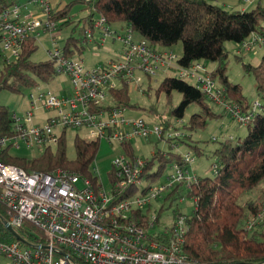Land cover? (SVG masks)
I'll list each match as a JSON object with an SVG mask.
<instances>
[{
	"label": "built area",
	"instance_id": "obj_1",
	"mask_svg": "<svg viewBox=\"0 0 264 264\" xmlns=\"http://www.w3.org/2000/svg\"><path fill=\"white\" fill-rule=\"evenodd\" d=\"M34 2L41 10L39 15L26 13L18 5L0 12V59L11 63L19 57L28 39L47 33L54 45L49 60L57 75L68 78L70 88L65 96H56L39 86L35 94L30 93V110L23 118L11 115V133L0 136V151L26 146L44 152L56 146L68 129L83 132L78 135L82 140H105L108 144H130L133 139L150 136L161 138L164 132L160 125L150 129L143 120H125L124 109L109 102V92L130 85L140 90V75L151 78L171 70L177 71L180 79L193 80L196 89L211 103L221 106L226 117L238 126H247L261 112L259 99L251 102L247 112L227 101L223 89L200 62L180 67L173 52L153 49L143 38L135 40L130 28L124 34L112 31L104 16H99L92 25V29L101 33L99 43L113 37L122 44L123 53L105 65L86 68L82 59L68 58L56 46L55 32L67 20L52 19L53 8L48 0ZM92 29L84 30L83 44L92 41ZM256 45L264 47V37L253 34L240 44L238 53H249ZM38 104L52 112L42 126L32 124ZM173 137L169 134L167 138ZM192 161L191 155L186 154L181 165H172V174L165 183L144 185L146 160L123 154L112 162L114 179L110 183V197L98 178L93 182L60 169L48 174L27 172L0 162V203L6 208V218H2L5 225L18 234V229L28 230L24 225L28 222L42 233L35 243L19 234L27 244L16 239L0 243V257L6 264H203L184 252V216L177 215L170 229L157 233L161 234V241L150 239L145 228L130 219L132 212L152 207L164 192L179 185L189 189L195 178L188 177L186 166ZM92 173L97 177L94 169ZM128 189H135L133 196L118 201ZM148 217L147 226L155 232L158 217ZM263 223L264 208L246 221L245 229L253 231Z\"/></svg>",
	"mask_w": 264,
	"mask_h": 264
},
{
	"label": "trees",
	"instance_id": "obj_2",
	"mask_svg": "<svg viewBox=\"0 0 264 264\" xmlns=\"http://www.w3.org/2000/svg\"><path fill=\"white\" fill-rule=\"evenodd\" d=\"M211 0H84V4L92 14L86 17L87 26L92 28L94 15L104 16L109 25L124 24L141 38L148 41L153 49H172L181 42L182 53L177 64L188 68L195 62H210L215 68L209 73L219 88L223 89L224 97L230 103L238 104L242 112L249 110L251 102L243 96L241 86L232 84L228 79L229 52L225 43L240 45L253 34L264 37V6L260 3L251 11H227L210 3ZM71 3L63 9H54L52 19L67 21L60 25L59 30L71 24L68 20ZM9 7L5 1H0V12ZM75 25L64 45L65 56L71 58L76 47L79 54L83 46L77 47L73 37ZM83 30V29H82ZM81 30V31H82ZM83 34V31H82ZM82 42V40H80ZM38 50L34 38L28 39L21 54L11 63H1L0 90L9 88L19 90L48 85L58 75L53 63L48 59L33 62L31 57ZM243 71L252 75L255 80L256 96L261 102V112L253 118L246 127L244 138L225 139L218 143L213 152L214 176L212 178L196 177L190 185L188 194L195 200V211L190 217H185V254L203 264H264V223L253 231L245 229L246 221L257 215L264 208V55L255 66L242 64ZM11 82V84H10ZM149 90V89H148ZM145 91V92H148ZM181 95L178 106L169 111V118L183 119L190 106H196L187 122L190 132L203 131L208 122L214 118L226 117L223 111L218 115L213 111L212 103L207 97L186 80L167 76L158 85L156 94H164L167 105H172L173 93ZM109 102L118 109H138L132 105L127 87L122 86L109 92ZM101 109H105L102 107ZM163 132L171 127L170 119L157 115ZM11 133V114L0 106V136ZM64 132L55 146V150L47 148L33 159L19 158L7 150L0 151V162L14 165L27 172L51 173L54 170L69 171L96 182L92 173L96 159L99 140L74 139L73 160L66 155ZM163 136L159 138L162 140ZM173 138L168 139L171 142ZM217 142V140H213ZM130 157H135L131 144L121 145ZM196 156H202L204 151L198 146H189ZM160 163L154 171L155 162ZM143 178L150 184L159 181L166 163L182 164L181 155H171L154 152L151 159H146ZM188 166H186L187 168ZM109 182H113V169L108 173ZM168 192L166 200L176 195L178 188ZM135 189H128L118 201L133 196ZM256 192L254 200H244L248 194ZM151 207L145 211H134L130 219L138 221L147 232L150 239L161 241V234L155 233L147 226ZM6 208L0 203V217L5 219ZM26 229H18V234L30 243L38 241L41 231L28 222ZM12 234L0 223V243L15 242Z\"/></svg>",
	"mask_w": 264,
	"mask_h": 264
},
{
	"label": "rangeland",
	"instance_id": "obj_3",
	"mask_svg": "<svg viewBox=\"0 0 264 264\" xmlns=\"http://www.w3.org/2000/svg\"><path fill=\"white\" fill-rule=\"evenodd\" d=\"M10 6L8 10H11L14 5H18L26 9V13H32L33 15L40 14L39 5L35 4V0H4ZM82 0H48L50 6L55 9H63L70 3L79 2ZM241 1V2H240ZM211 0L210 3L218 6L227 11H241L242 8L248 9V11L253 10L260 3L264 6V0ZM13 3V5H12ZM84 4H74L69 9L68 20L71 24L67 27H63L61 30L55 32V38L57 40L56 46L59 49H63L66 40L70 36L71 29L75 25L76 32L73 37L78 41L77 47L83 46V54L77 52L76 47L71 46V50L75 51L72 58L73 59H83L84 61L91 62L92 60H104L105 57H109L111 52L116 51L120 48V43H112L111 39L106 40L105 44L101 48H97L94 51V46L87 42H80L83 39L82 29L88 30L86 17L89 16L91 11L85 8ZM99 18L98 15H94V20ZM121 23L113 24V28L120 27ZM124 25V24H123ZM111 26V27H112ZM261 26L264 28V21H262ZM95 36L97 31H95ZM133 38L138 40L140 37L133 33ZM36 43L38 45V50L31 57L33 62H42L49 59V52L53 51L54 45L50 39V35L45 33L41 34L37 39ZM225 48L229 52L228 57V79L232 84H237L241 86L243 96L248 99L249 102H254L258 100L255 93V80L252 75L246 74L243 71L242 64H251L255 66L262 56L264 55V47L259 49L255 47V57L252 53L248 54H237V44L227 42L225 43ZM172 52L178 57H181L182 45L181 42L172 48ZM89 60V61H88ZM259 60V61H258ZM0 59V72L2 69ZM99 64V63H96ZM96 64L91 67L96 66ZM201 66L205 69L207 73L212 72L215 68V64L210 62H200ZM90 67V66H89ZM200 74H203L200 72ZM167 76L178 77V72L171 70L166 74L158 73L155 76L148 78L144 75H140L142 81L140 85V90L135 86H128V94L132 105H137L138 109H126L123 112V117L125 120H143L148 128L153 129L155 126H159V120L157 115H162L165 119H170L171 127L168 131L164 132L163 139L159 140L157 136H150L147 139L137 138L130 141L132 145L135 156L141 159H151L154 152H161L166 154L168 158L171 155H181L182 157L186 154H190L193 159L192 163L187 167L188 177L190 178H212L214 176L213 164L215 163V157L213 156L214 150L217 148L218 143L228 138L234 140L238 138H244L246 136V127L238 126L234 122L229 121L227 117L214 118L208 122L207 127L203 131L190 132L187 128V122L189 117L197 111L196 106H190L183 119L177 120L175 118H169V111L178 106L181 101V95L179 93H173L172 105H167L165 95L162 93L160 95L156 94V89L159 83ZM180 79V78H179ZM191 85L195 86L193 80H186ZM11 84V82H10ZM43 91H50L56 96H65L69 92V80L64 75H58L51 83L48 85H40ZM38 87L26 88L22 86L19 90L13 91L9 88L0 90V106L5 107L11 115H15L19 118L26 116V113L30 110L29 105V94L36 93ZM149 89V90H148ZM148 92H145L147 91ZM109 105V102L105 103ZM213 111L218 114H223V108L219 105L212 103ZM52 112L44 110V108L38 104L37 109L33 111L32 124L37 126H42L45 124V120L51 115ZM225 122V124H224ZM83 132L76 129H68L65 134L66 141V155L68 159L73 160L75 157L74 153V139L78 135H82ZM169 134L174 135L171 142L167 141ZM216 139L217 142L213 140ZM190 145L198 146L204 151L202 156H196L194 152L190 149ZM55 150V146L51 147ZM9 153L15 157L33 159L43 153L41 150L36 148H29L26 146H21L19 149L8 148ZM7 149V151H8ZM125 154L124 149L121 145L114 143L108 144L107 141L101 140L99 143V149L96 159L93 163L94 172L98 178L99 183L102 185L103 191L106 192L107 196H111V184L109 182L108 173L111 170L112 162ZM173 163H166L162 171L161 177L158 183H165L168 176L172 174ZM160 163L157 161L154 165V171L157 170ZM157 183V182H155ZM149 184L148 180L144 181V185ZM154 184V183H153ZM264 186V184H263ZM168 192H164L161 198L152 204L149 215L151 217H158V223L156 225L155 233H162L172 227L173 221L177 215H182L184 217H190L195 211V201L188 194V188L186 185H181L178 188L176 195L181 197H172L166 200ZM256 198V192H252L245 196L244 200H254ZM147 207L144 208V211ZM0 264H6V261L0 257Z\"/></svg>",
	"mask_w": 264,
	"mask_h": 264
},
{
	"label": "crops",
	"instance_id": "obj_4",
	"mask_svg": "<svg viewBox=\"0 0 264 264\" xmlns=\"http://www.w3.org/2000/svg\"><path fill=\"white\" fill-rule=\"evenodd\" d=\"M240 1V0H239ZM241 2V1H240ZM7 3V2H6ZM8 4V3H7ZM13 4V3H12ZM71 4V3H70ZM75 4H77V3H75ZM80 4V3H79ZM9 6H10V4H9ZM86 8V7H85ZM55 9H57V8H55ZM54 10V9H53ZM241 11H248V9H246V8H242L241 9ZM96 20H94V22H95ZM110 26V28H111V30L112 31H116V32H118L119 34H124V32H125V30L126 29H128V27L126 26V25H123V24H121L120 25V27H115V28H113V26L112 25H109ZM112 26V27H111ZM88 29H90V27H88ZM92 29V28H91ZM84 30L85 29H83L82 31H83V34H84ZM95 31H97V35L95 36ZM92 36H93V39H92V41L91 42H89V43H91L93 46H94V51L96 52L97 50V48H101L104 44H105V42H106V40H108V39H111V41H112V43L114 42V43H118V41H116V40H114V38L112 37H110V38H106L105 39V41H104V43H102V44H100L99 43V38L101 37V33H100V31L99 30H97V29H92ZM140 37V36H139ZM139 39H141V37L139 38ZM138 39V40H139ZM35 41H36V39H35ZM66 43V42H65ZM120 43V42H119ZM255 47H259V49H262V47L261 46H258V45H256ZM255 47H254V53H252V51H250L249 53H246V54H248V55H250L251 53L253 54V56L255 57ZM64 48V47H63ZM84 48V47H83ZM237 54H239L238 52H239V49H240V45H237ZM84 50V49H83ZM158 50H162V51H171L172 52V49H158ZM123 53V47H122V44L120 43V48L119 49H117L116 51H114V52H111L110 53V56L109 57H105L104 58V60H95V61H91V62H88V64H87V62L86 61H84L83 59V62H84V65H85V67L86 68H89V69H91V68H95V67H99V66H102V65H105L107 62H109V61H111V60H116V59H119L120 58V56H121V54ZM83 54V53H82ZM240 55V54H239ZM72 58V57H71ZM89 61V60H88ZM259 61V60H258ZM96 63H99V64H96ZM259 63V62H258ZM257 63V64H258ZM94 64H96V66H94V67H91L92 65H94ZM256 64V65H257ZM90 66V67H89ZM214 70V68L212 69V71ZM255 91V90H254ZM256 94V92L254 93V95ZM229 121H231L230 119H229ZM232 122V121H231ZM229 139H232V138H229ZM132 146V145H131Z\"/></svg>",
	"mask_w": 264,
	"mask_h": 264
},
{
	"label": "water",
	"instance_id": "obj_5",
	"mask_svg": "<svg viewBox=\"0 0 264 264\" xmlns=\"http://www.w3.org/2000/svg\"><path fill=\"white\" fill-rule=\"evenodd\" d=\"M0 223L2 224V225H4L7 229H8V231L12 234V236L17 240V241H20V242H22V243H24V244H27L26 243V241L24 240V239H22L18 234H17V232L15 231V230H13V229H11V228H9V227H7L6 225H5V222H4V220L0 217Z\"/></svg>",
	"mask_w": 264,
	"mask_h": 264
}]
</instances>
